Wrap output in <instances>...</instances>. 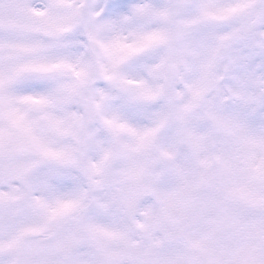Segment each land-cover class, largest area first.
I'll return each mask as SVG.
<instances>
[{"label": "snow or ice", "instance_id": "snow-or-ice-1", "mask_svg": "<svg viewBox=\"0 0 264 264\" xmlns=\"http://www.w3.org/2000/svg\"><path fill=\"white\" fill-rule=\"evenodd\" d=\"M0 264H264V0H0Z\"/></svg>", "mask_w": 264, "mask_h": 264}]
</instances>
